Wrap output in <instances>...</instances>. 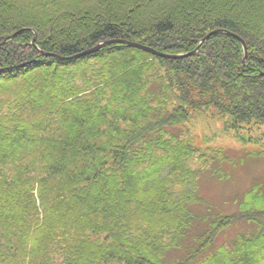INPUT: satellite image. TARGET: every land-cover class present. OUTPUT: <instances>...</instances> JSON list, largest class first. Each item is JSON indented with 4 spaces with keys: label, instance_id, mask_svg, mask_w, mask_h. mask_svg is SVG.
I'll return each instance as SVG.
<instances>
[{
    "label": "trees",
    "instance_id": "trees-1",
    "mask_svg": "<svg viewBox=\"0 0 264 264\" xmlns=\"http://www.w3.org/2000/svg\"><path fill=\"white\" fill-rule=\"evenodd\" d=\"M215 30L246 55L217 34L177 60L75 57L186 54ZM262 73L264 0H0V264H264V189L197 216L177 132L200 112L264 128ZM240 222L259 227L215 247Z\"/></svg>",
    "mask_w": 264,
    "mask_h": 264
},
{
    "label": "rangeland",
    "instance_id": "rangeland-1",
    "mask_svg": "<svg viewBox=\"0 0 264 264\" xmlns=\"http://www.w3.org/2000/svg\"><path fill=\"white\" fill-rule=\"evenodd\" d=\"M226 123L225 119L200 112L177 130L178 135L189 138L199 149L194 158L199 201L192 206L197 216L213 211L234 213L244 193L255 185L264 189V128L232 130ZM202 227L195 225L194 233ZM257 227L236 223L219 233L214 245L230 246L237 237L254 233Z\"/></svg>",
    "mask_w": 264,
    "mask_h": 264
},
{
    "label": "water",
    "instance_id": "water-1",
    "mask_svg": "<svg viewBox=\"0 0 264 264\" xmlns=\"http://www.w3.org/2000/svg\"><path fill=\"white\" fill-rule=\"evenodd\" d=\"M217 34H226V35H229V36H233L234 38H236L239 43L242 45V48H243V51H244V54L246 55V46L244 44V42L239 38L237 37L236 35L228 32V31H224V30H215L213 32H211L210 34H208L205 38H203L199 44L197 45L196 49L190 53H186V54H165V53H161V52H158L150 47H147V46H144L142 44H139V43H136V42H126V41H106V42H103V43H100L98 44L96 47L92 48V49H89V50H86L82 53H80L79 55L75 56V57H81V56H86V55H89V54H93V53H96L98 52L101 48H103L104 46H107L109 44H112V43H121V44H125L127 45L128 47H133V48H136V49H140L142 51H145L151 55H154L156 57H160V58H164V59H173V60H177V59H182V58H186V57H189V56H192L193 54H195L198 49L200 48V46L205 43L210 36L212 35H217ZM58 60H65V59H70V58H63V57H58V56H55ZM262 75H264V73H262Z\"/></svg>",
    "mask_w": 264,
    "mask_h": 264
}]
</instances>
